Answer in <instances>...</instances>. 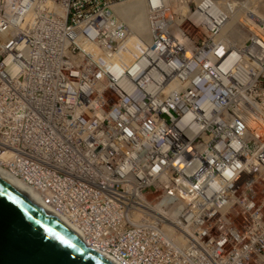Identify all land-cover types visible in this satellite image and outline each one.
<instances>
[{
  "label": "built area",
  "instance_id": "1",
  "mask_svg": "<svg viewBox=\"0 0 264 264\" xmlns=\"http://www.w3.org/2000/svg\"><path fill=\"white\" fill-rule=\"evenodd\" d=\"M47 1V8L54 9L58 19L81 31L65 41L70 43L66 49L52 40L60 37L57 26L52 27V32L43 23L35 28L29 26L35 7L18 5L24 15L19 14L16 21L12 16L5 18L6 5L0 0V173L22 180L32 197L50 198L56 208L64 204L63 196L73 193L83 196L75 200L77 208L82 209L91 203L87 195L96 192L113 199L99 200L101 205L93 206V211L89 207L90 212L122 208L131 214L147 212L149 218L161 219L166 207V211H171L165 221L170 229L161 237H151V243L157 241L159 245L149 261L264 264V188L260 192L255 189L258 184L264 185V96H252L258 90L264 94V19L246 12L245 18L251 17V28H257L258 33L251 29L245 42L232 40L227 32L219 36L227 19L225 8L217 0L199 1L194 19H200L199 25L206 34L203 39L208 41L194 42L198 46L191 56L195 52L196 56L190 60L185 46L170 48L166 37L171 19L151 7L150 46L145 47L135 65L124 67L119 63L121 70L111 73L109 69L115 68L112 54L132 36L124 24H118L113 13V6L125 0ZM216 4L221 10L214 8ZM48 9L36 11V18L41 20L47 13L51 16ZM238 9L241 8L233 10ZM82 20H86V25ZM15 21L18 30L13 27ZM82 34L91 36L94 46L90 50L79 48L78 36ZM98 43L101 50H97ZM219 48L228 56L235 51L234 64L243 70L241 75L246 81L237 86L240 77L233 76L228 81L232 73L220 66V57L215 54ZM90 52L95 55L93 61ZM97 60H101V66ZM141 60L144 63L137 66ZM159 64L164 70L159 69ZM131 67L139 70L131 72ZM154 67L163 71V77H152L155 88L144 90L148 96L135 102L131 92H139L137 78L153 68L150 75ZM181 67L185 68V76L181 75ZM219 70L222 77L216 74ZM178 83L184 85L185 95L182 92L180 98L175 96L176 100L169 103L160 99L165 91L172 94L182 89ZM194 96H200V113L205 116L188 118V124L182 125L184 132L177 130L173 123H180L196 111ZM251 101L260 108L253 107ZM254 122L261 124L258 134L252 128ZM187 125L196 128L192 130ZM6 130L11 132V138L5 135ZM181 136L182 141L177 144H184L182 151L186 152L179 158L184 162L183 170L190 171L188 165L196 162L194 157H201L200 164L208 167L191 177L201 179V185L195 193L181 195L179 210L174 205L178 201L168 194L167 186H140L133 175L122 169L128 162L129 169L143 163L148 156L139 151H148L153 138L163 143ZM131 148L140 157L133 155ZM159 164L165 168L163 161L159 160ZM217 174L221 178L213 181ZM186 178L190 179L188 175ZM150 195L155 200L151 208L146 206ZM43 204L39 203L46 212L58 215ZM150 221L153 229L155 221ZM254 252H261V259H254ZM125 257L132 259L133 264L140 259Z\"/></svg>",
  "mask_w": 264,
  "mask_h": 264
},
{
  "label": "bare ground",
  "instance_id": "2",
  "mask_svg": "<svg viewBox=\"0 0 264 264\" xmlns=\"http://www.w3.org/2000/svg\"><path fill=\"white\" fill-rule=\"evenodd\" d=\"M167 1L170 4L172 0H167ZM17 2L18 4L16 3V1L13 0H4V4L6 5V9L4 13L5 18L9 19L10 16H12L16 18V21H18L19 14L24 15V9L20 11L21 7H19L18 5L30 9L35 7L34 8L35 10L32 14L33 17L31 16V19L29 20V26L31 28H35L37 25L43 23V25L47 27L48 32H52V27L57 26L60 29V37L58 38V36H56L52 38V40L60 42L61 49H66L70 47V43H67L65 41H69V37L72 40L73 37L75 36L74 33L79 30L76 27H70V25L66 24L64 19L61 20L58 19L56 11L54 9L47 8V5L49 3L47 0H42L41 3L38 0H17ZM166 6L167 3L165 0H125L124 2H120L113 6V13L115 16L118 17V21H119L118 24H124L125 26L127 24L128 30L132 32V36L131 38L125 40L122 46H119L117 51L114 54H112L111 57V59H113L112 66L115 68L113 69V71L109 69L111 73L113 72L116 73L119 70H121V67L118 65L119 63L123 64L124 67L126 66V64L135 65L139 60V55L143 52L145 47L150 46V43L152 41L151 31L153 28V25L150 26L151 15H152L150 12L151 7L157 8V12L159 14L163 13L165 17H169L171 19V23H170L171 27L168 28L167 37H166V40L168 41L170 48L175 49L176 46L181 48V45H183L185 46L186 51L187 52L189 51L187 55H189L188 57L190 58V60L193 59V56L195 58L196 52L194 53L193 56H191V54L193 52V48H196L198 46V43H194V42L188 43L183 33L179 32L180 29L179 25L178 26L175 25V23L178 24L179 21L174 22L173 17L169 14V12H167ZM201 8L203 9L204 7L201 6ZM242 8L246 9L245 5ZM39 9H44L45 11H47V9L50 10L49 12L51 16L47 13V15L43 17L41 20L37 19L36 13L39 12ZM224 10L227 19L225 17L224 18L226 19V22L228 24L223 25L224 31H220L219 36H224V32H227L228 38L232 40H237V41L244 40L242 38L243 31L240 32V28H239V26L243 27L242 26L243 19L234 18L236 16L240 17L241 14H237V13H240L242 10L239 11L232 10L230 17H229V11H230L229 8H225ZM16 21L14 22L13 27L15 30H18L15 25ZM217 21L220 22L219 19H217ZM86 23H87L86 20H82L83 25H86ZM250 32L251 30L248 32V35L250 34ZM63 35H67V37L62 38ZM78 37H79V42H78L79 48L81 49V51L86 50L87 47H89L90 50V46L92 47L94 46V43H92L93 40L91 39V36L87 34H82L81 36ZM202 41L206 42L208 41V39H202L199 42ZM254 42H262V41L256 40ZM101 44L103 46L108 45L107 43H101ZM187 44L188 46H186ZM236 45H238L237 42ZM97 50H101L100 44H99V49ZM92 52H90L89 56L93 61L95 55ZM97 52L98 51H96V53ZM215 54L216 56L220 57L219 59L221 63L220 66L223 68V70L227 73L230 72L232 73V76L227 77L228 81L231 78H233V76L237 78L240 77V80L237 82V84H235V86L239 85L240 81H246L245 75H241L243 74V70H241L239 66H236V64H234V62L237 61V55L235 51H231L230 55L228 56V53H223V50L219 48ZM100 61L101 60H97L96 63L101 66L102 62ZM143 63L144 60H141L137 64V66L142 65ZM158 67L161 70L163 69V66H161L160 64ZM152 69L148 68L146 71L142 73V76L140 78H137L140 80L139 86H141L139 92L137 90H133L131 92V97L135 102H141L144 100L145 96H148L145 95L144 90H148L149 88L150 90H153L155 88L152 77H154L155 80L161 79L163 77L162 74L163 71H159V69H156L155 67L153 72L150 75H148V73ZM138 70H139L138 67H131V72L135 73ZM179 70L181 71L182 76L186 75L184 67H181ZM216 74L222 77L223 72L219 70L218 72H216ZM72 75H74L73 71L70 72V76ZM228 81L225 80L224 85H226ZM177 85L182 89L173 92L172 94H170L169 91H165L162 97L159 95H155V96H159L161 100H165L167 103L174 101L176 100L175 96H178V98H180L182 92L184 95L187 93V91H183L185 89L183 88L184 85L182 83H178ZM231 86L232 84H230L228 88H230ZM245 87L247 88V84ZM192 101L195 107H197L196 111L190 112V114L185 116L180 123L177 124L176 122H174L173 124L177 125L178 128L177 130L184 132L182 125L188 124V118H194L197 115L205 116L204 113L203 114L200 113L201 109L203 108L202 101L200 102V104H198V102L200 101V96H194ZM251 104L255 108H260L258 104L253 103L252 101ZM215 120H218V118H215ZM201 125L203 124L201 123ZM187 126L190 127L192 130H195L196 128V125H192V126L187 125ZM14 127H16V125ZM202 127H204V125ZM252 128H254L258 134L261 128V124L254 122L252 124ZM5 135L11 138L10 131L6 130ZM180 141H182V136L178 137L174 142H169L164 140L163 143L160 142L157 138H153L149 142L150 149L148 151H139L140 154L148 156L146 159H144L143 163H140V165L134 169H129V162H128L126 163L124 169H122L124 172L133 175L134 176L133 180L140 186L144 184L155 185V187L157 188L159 187V185L167 186L168 194H170L173 197V199L178 201L175 202L174 205L179 210L181 207V202L179 201L181 195L187 192L195 193V188L201 185V179L193 180L191 177H197L200 173L201 168L208 167L207 165L200 164V161L202 160L201 157L193 156L196 159V162L188 165L190 171L186 173L183 170L184 168L181 167V165L184 162L179 159L180 155L186 154V152L182 151V148H184V144L183 145L177 144V142ZM156 146L159 147L155 148ZM130 150L133 155H135L136 157H140V155L137 154L135 148L134 149L131 148ZM162 152L164 154H160ZM166 153H168V155ZM164 156H166V158ZM159 160L163 161L165 168L161 167V164H159ZM117 161H119V159H116V162ZM4 163L7 164V161L5 160ZM244 165L245 163L242 160L240 166L243 167ZM144 175H146L147 177H145ZM186 175H188L190 179H187ZM0 178L10 183L11 186L19 190L27 198L33 200L40 208L42 207L41 205H39V203H41L43 206H44L43 203L49 206L59 216L53 214L52 215L58 218L63 223H65L68 227H70L79 236L82 243H84L87 247L91 248L95 252L101 254L105 259H108L112 264H133V260L126 258L125 256L140 258L138 264H142L144 261H146L147 264H154L155 262L157 264H164V260L152 262L148 260V257L153 253L157 245H159L157 241L156 243L155 241L151 243V239H152L151 237L152 236L161 237L165 235L170 229V226L165 221L167 220V217L171 211H166V207L162 212V215L159 216L162 220L156 219L155 217L149 218V214H147V212L131 214L129 211L124 210L122 208H116V209L103 208L96 212H90L89 207L93 211L94 207H98L101 205L100 201L104 202L106 199L108 200L113 199L111 197H106L100 192H96L95 194L87 195V199L91 203H89L88 206H85L82 209L77 208V205L75 204V200L83 198V196H79L73 193L71 194L69 193L68 195L63 196L65 199L64 204H62L60 208H56L53 206L52 200L50 198L37 199L35 197H32L29 194V191L23 185L22 180L16 179L17 181H15L9 177L2 175L1 173H0ZM220 178L221 175L217 174L216 176H214L213 181L218 180ZM180 188H186V189H180ZM188 197L189 196H184V199H187ZM152 205H155V200H153L152 195H150L148 197V200L146 201V206L151 208ZM188 215L189 214H186V216ZM148 218L150 220L155 221V226L153 229H150L151 221L148 220ZM89 236L106 240L109 243L93 240ZM180 236L182 237L181 233ZM116 241H118L119 244ZM111 245L115 246V248L111 247ZM119 251L123 252L124 256H122L119 253ZM118 255L120 256L121 259L119 258ZM254 259H261V252H254Z\"/></svg>",
  "mask_w": 264,
  "mask_h": 264
},
{
  "label": "water",
  "instance_id": "3",
  "mask_svg": "<svg viewBox=\"0 0 264 264\" xmlns=\"http://www.w3.org/2000/svg\"><path fill=\"white\" fill-rule=\"evenodd\" d=\"M0 264H112L0 178Z\"/></svg>",
  "mask_w": 264,
  "mask_h": 264
},
{
  "label": "rangeland",
  "instance_id": "4",
  "mask_svg": "<svg viewBox=\"0 0 264 264\" xmlns=\"http://www.w3.org/2000/svg\"><path fill=\"white\" fill-rule=\"evenodd\" d=\"M165 1L167 3V6H166L167 12H169V14L173 17L174 22L179 21V23L178 24L175 23V25L177 26L179 25L180 30L184 33L189 43L198 42L199 40L204 38L205 31H203L202 26L199 25L200 19H197V20L194 19V15L198 13V7H199L198 4H199V1L201 0H172L170 4L167 0ZM217 1L222 6L223 9L229 8V10L231 11L235 8H241L240 10L242 11L237 14H242V17L236 16L234 18L243 19V25H242L243 27L239 26L240 32L243 31V34H244V35L242 34V38L244 39L242 40L243 42H245L246 39L250 38L251 32L255 31L256 33H258L257 28L255 27L251 28V17L249 18H245V17H246V12H249V13H252V17H260L264 19V0H217ZM244 5L246 9L242 8L244 7ZM214 8L216 10L218 9L221 10V8L217 6V4L214 6ZM230 11H229V14H230ZM189 17L190 19L193 17L192 18L193 20L191 19L190 21ZM224 24L227 25L228 23L225 21ZM244 24H247V25H244ZM127 29H128V26H127ZM249 29L250 30L252 29L253 31H251L250 34L248 35V32L250 31ZM245 36L248 38H246ZM238 41H241V40H238ZM252 96H264V94H261L260 91L258 90L257 92H253ZM263 188H264V185L262 184H258L255 187L257 192H260V190H262ZM257 198H260L259 194Z\"/></svg>",
  "mask_w": 264,
  "mask_h": 264
}]
</instances>
